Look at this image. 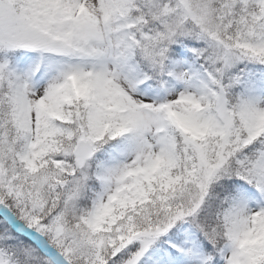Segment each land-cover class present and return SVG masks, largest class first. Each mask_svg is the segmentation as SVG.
<instances>
[{
	"label": "snow or ice",
	"instance_id": "6c2138e0",
	"mask_svg": "<svg viewBox=\"0 0 264 264\" xmlns=\"http://www.w3.org/2000/svg\"><path fill=\"white\" fill-rule=\"evenodd\" d=\"M0 264H264V0H0Z\"/></svg>",
	"mask_w": 264,
	"mask_h": 264
}]
</instances>
